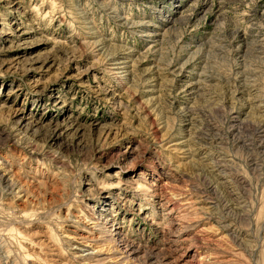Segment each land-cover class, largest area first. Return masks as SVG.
<instances>
[{
    "label": "rangeland",
    "instance_id": "rangeland-1",
    "mask_svg": "<svg viewBox=\"0 0 264 264\" xmlns=\"http://www.w3.org/2000/svg\"><path fill=\"white\" fill-rule=\"evenodd\" d=\"M0 264H264V0H0Z\"/></svg>",
    "mask_w": 264,
    "mask_h": 264
}]
</instances>
